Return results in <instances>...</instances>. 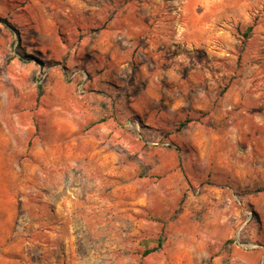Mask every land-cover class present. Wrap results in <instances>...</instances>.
Masks as SVG:
<instances>
[{"label":"rangeland","instance_id":"rangeland-1","mask_svg":"<svg viewBox=\"0 0 264 264\" xmlns=\"http://www.w3.org/2000/svg\"><path fill=\"white\" fill-rule=\"evenodd\" d=\"M0 264H264V0H0Z\"/></svg>","mask_w":264,"mask_h":264},{"label":"trees","instance_id":"trees-1","mask_svg":"<svg viewBox=\"0 0 264 264\" xmlns=\"http://www.w3.org/2000/svg\"><path fill=\"white\" fill-rule=\"evenodd\" d=\"M151 251H153V250H151ZM151 251H150V252H151Z\"/></svg>","mask_w":264,"mask_h":264}]
</instances>
